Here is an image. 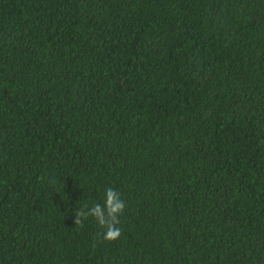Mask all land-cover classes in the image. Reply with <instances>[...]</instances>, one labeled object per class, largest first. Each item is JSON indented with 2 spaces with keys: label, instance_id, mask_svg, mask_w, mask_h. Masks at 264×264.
<instances>
[{
  "label": "trees",
  "instance_id": "1",
  "mask_svg": "<svg viewBox=\"0 0 264 264\" xmlns=\"http://www.w3.org/2000/svg\"><path fill=\"white\" fill-rule=\"evenodd\" d=\"M0 264H264V0H0Z\"/></svg>",
  "mask_w": 264,
  "mask_h": 264
},
{
  "label": "clouds",
  "instance_id": "2",
  "mask_svg": "<svg viewBox=\"0 0 264 264\" xmlns=\"http://www.w3.org/2000/svg\"><path fill=\"white\" fill-rule=\"evenodd\" d=\"M105 202L103 205L95 204L87 211V206L81 207L75 213V225H80L82 219H87L89 216L94 217L101 228L104 229L103 239L106 242H112L121 236L119 224V216L125 208L124 201L120 198L118 192L112 188H108L105 192Z\"/></svg>",
  "mask_w": 264,
  "mask_h": 264
}]
</instances>
